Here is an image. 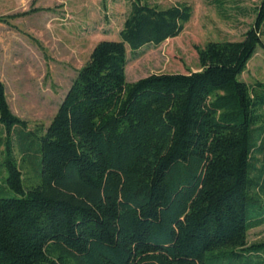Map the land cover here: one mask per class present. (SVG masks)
I'll use <instances>...</instances> for the list:
<instances>
[{"label":"trees","instance_id":"obj_1","mask_svg":"<svg viewBox=\"0 0 264 264\" xmlns=\"http://www.w3.org/2000/svg\"><path fill=\"white\" fill-rule=\"evenodd\" d=\"M252 10L240 39L194 46L196 70L126 82L125 48L176 36L191 14L130 0L47 125L28 128L0 81L13 193L0 196V264H264V238L247 237L264 224V82L238 78L264 49V0ZM13 142L37 178L25 187Z\"/></svg>","mask_w":264,"mask_h":264},{"label":"rangeland","instance_id":"obj_2","mask_svg":"<svg viewBox=\"0 0 264 264\" xmlns=\"http://www.w3.org/2000/svg\"><path fill=\"white\" fill-rule=\"evenodd\" d=\"M129 1L0 0L1 16L27 11L8 18L7 23L0 22V81L10 110L24 119L28 128L47 125L92 46L101 39L118 38ZM144 1L159 7L187 3L191 14L176 36L135 51L125 48L126 82L149 73L196 70L194 46L240 39L252 22V8L259 0ZM238 78L248 84L254 80L264 82L263 48L256 49ZM13 151L22 172L23 187L36 182L34 167L20 160L15 142ZM4 176L0 166V181ZM12 195L4 187L0 191V196ZM247 237L264 238V224L251 228Z\"/></svg>","mask_w":264,"mask_h":264}]
</instances>
